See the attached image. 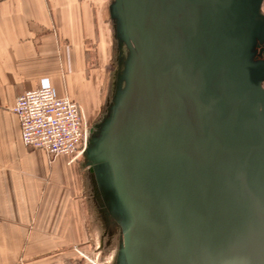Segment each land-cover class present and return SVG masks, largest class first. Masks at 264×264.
I'll use <instances>...</instances> for the list:
<instances>
[{
	"label": "water",
	"instance_id": "95a60500",
	"mask_svg": "<svg viewBox=\"0 0 264 264\" xmlns=\"http://www.w3.org/2000/svg\"><path fill=\"white\" fill-rule=\"evenodd\" d=\"M263 1L221 0L211 18L200 3L195 8L181 2L180 11L190 12L181 18L191 22L182 25L190 45L188 37L183 41L177 35L180 44L169 60L159 63L142 1L110 0L117 68L82 165L101 224L119 234L112 264H235L225 256L232 252V228L243 226L238 220L252 236L248 207L254 210L258 204L256 190L264 193ZM169 47L171 54L174 44ZM178 64H204V82H195L200 73L195 68ZM209 98L221 102V113L203 103ZM213 126L221 127L224 139ZM229 126L246 133L252 143L239 150L224 148L235 143ZM205 127L223 149L214 160L202 156L217 151L197 141ZM218 189L228 203L207 200V192ZM235 193L244 194L245 201L233 200ZM216 205L223 207L214 210ZM202 209L216 217L210 219ZM262 220L264 227V216Z\"/></svg>",
	"mask_w": 264,
	"mask_h": 264
},
{
	"label": "crops",
	"instance_id": "0c3cea01",
	"mask_svg": "<svg viewBox=\"0 0 264 264\" xmlns=\"http://www.w3.org/2000/svg\"><path fill=\"white\" fill-rule=\"evenodd\" d=\"M109 2L0 0V264H87V169L26 146L11 108L48 82L56 95L75 98L84 116L93 113L99 81L88 64L94 52L102 64L112 38Z\"/></svg>",
	"mask_w": 264,
	"mask_h": 264
},
{
	"label": "flooded vegetation",
	"instance_id": "af4514ba",
	"mask_svg": "<svg viewBox=\"0 0 264 264\" xmlns=\"http://www.w3.org/2000/svg\"><path fill=\"white\" fill-rule=\"evenodd\" d=\"M141 1H142V6L145 12V19H149L148 17L150 16L151 25L153 26L152 27V31L154 32L153 41L155 43V48L158 49V51L155 54H153V57L159 63L164 62L165 60H169V58L172 56L173 52L176 49L175 46L180 44V42L177 41L176 39L177 35H179L178 37H180L183 41L186 37H188L187 45H190V41H191L190 37L187 35V33H185L186 32L185 29H182V25L183 26L188 25V24H191V22L189 20L181 21V18H184V16L188 17L190 12L184 14L182 11H180L181 2L185 3L186 7L193 6L195 8H197V5L200 3L203 7V14L205 15L206 18H211L213 15L214 8L216 7V4L221 3V0H141ZM171 27H174L175 29H171ZM175 31L178 32L176 33V35H175ZM170 43L171 44L173 43L175 47V48L173 47L171 54H169L170 53V47H169ZM115 47L117 51L116 41H115ZM163 47H165V49H163ZM123 50L124 51L126 50L125 47H123ZM117 56H118V51L116 55V61H117ZM196 62H197V59H196ZM159 65L169 67V64H159ZM178 65L179 66L181 65L183 69H186L189 67L188 66L189 64H178ZM202 66H204V64H191V66L189 67L190 70L191 69L193 70L195 68L197 72H200L198 74V77L195 78V82L198 79V84L199 83L202 84L204 82V79L202 77V72L205 71L204 70L205 68L202 70L201 68ZM116 68H117V63H116ZM188 79L191 82L192 77H188ZM113 80H114V77H113ZM262 86L264 87V81L262 82ZM196 90L200 92L198 88H196ZM203 103L206 106L210 107L212 110L214 109V111H216L218 114L221 113L222 111V105L220 101L216 102L213 99L209 98L208 102L203 101ZM227 122L230 123L231 120L228 119L226 120V123ZM93 125L89 126V136L91 134ZM212 129L214 130L213 132H216L217 136H220L224 139V137L220 134L221 127L213 126ZM223 129L225 128L223 127ZM227 129L232 131V132H229L227 130L230 133V136H231L230 138L233 140V142L235 140V143L229 144L227 147H224V148L239 150V149H242L245 145H249L252 143L251 141H246L245 139L246 133L244 132L239 133L240 130L237 129L236 127L229 126L227 127ZM202 137L203 139H197L200 145H202L207 150L217 151L214 154L207 153V155L202 156V158L209 159L210 157H212L213 160L216 159L221 154L223 149H219L220 146H217L215 144V141L217 139L212 134L210 128L205 127V129L202 132ZM239 139L242 140L241 143L239 142ZM260 159H262V156L260 157ZM184 161H187V164L189 166V172L193 173L194 168L191 165V163L187 159H185ZM208 163H209V160L206 161V164ZM177 173L180 175L184 186L187 188L185 178L182 176V174L179 171H177ZM87 177H88V172H87ZM263 184L264 183H262L261 186H263ZM261 191H262V188L261 190H258V191L256 190L254 193V196L256 197L258 201L256 208L252 210L250 209V207H248L249 208V219H250L249 222L251 225L252 236L251 237L248 236L247 229L245 228V225H244L245 223L238 220L237 225H243V226L237 227V229L236 227L232 228V230H236V231L232 235L230 240L228 241L230 250H232V252H230V254L232 255L228 254L225 256L228 262L235 260L236 262L235 264H245L246 261L249 260L250 264L251 263L252 264H262V260H259V259H264V246L262 244L264 240V227H263V220H262L264 216L263 215L264 214V193ZM90 192H91V186H90ZM204 196H205V192H204ZM244 196H245L244 194L240 195V194L235 193L232 199L238 200V201L240 200L245 201ZM206 197H207V200L210 197H213L219 202H223V204L226 202L227 203L229 202L227 199L223 200L225 196L223 195V191L219 189L216 191L207 192ZM213 207H214V210H220L223 207V205H216ZM202 210L205 213V215H207L210 219H214L216 217V215L210 212L209 210L207 209L206 210L202 209ZM242 215L245 216L243 213ZM228 223H231V221H229ZM101 226L103 228V234L104 236H106L107 243H109V241L112 240L113 238L117 239L118 241V235H119L118 232L109 231V229L105 228L102 224ZM243 233H245L246 236H243Z\"/></svg>",
	"mask_w": 264,
	"mask_h": 264
},
{
	"label": "built area",
	"instance_id": "2783aa9c",
	"mask_svg": "<svg viewBox=\"0 0 264 264\" xmlns=\"http://www.w3.org/2000/svg\"><path fill=\"white\" fill-rule=\"evenodd\" d=\"M19 121L22 142L42 149L49 156L66 155L71 161L82 156L89 126L80 105L69 96H58L46 82L24 91L11 108Z\"/></svg>",
	"mask_w": 264,
	"mask_h": 264
},
{
	"label": "rangeland",
	"instance_id": "374dc122",
	"mask_svg": "<svg viewBox=\"0 0 264 264\" xmlns=\"http://www.w3.org/2000/svg\"><path fill=\"white\" fill-rule=\"evenodd\" d=\"M262 11L264 12V1L262 3ZM105 23L108 32V28L111 26V21L109 20L106 10ZM110 32L112 33V38L110 41L109 38H107V51L104 54L102 60H100L102 64H96L97 56L94 51V53H92L93 55L90 57L91 59H89L90 63H92L88 64L89 68H95L94 72L98 74L97 76L99 81V90L97 102L93 106V113L91 115H85L86 117L84 116L88 126L95 124L101 119V116L105 111L106 104L109 101L112 93L113 77L116 70L117 51L115 47V40L113 38L112 26L110 27ZM73 99L77 101L75 98ZM77 103L79 104L78 101ZM78 159L82 161V156ZM84 181L90 197V206L93 221V237L91 240V244L85 248L84 252H82L83 258L87 262V264H112V258L115 255L118 241L117 239L113 238L109 241V243H107L106 236H104L103 234V228L101 226L98 213L96 212L95 206L92 202L87 173L85 174Z\"/></svg>",
	"mask_w": 264,
	"mask_h": 264
}]
</instances>
